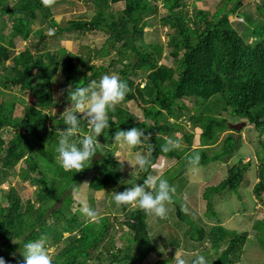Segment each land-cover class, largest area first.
<instances>
[{"label": "trees", "instance_id": "trees-1", "mask_svg": "<svg viewBox=\"0 0 264 264\" xmlns=\"http://www.w3.org/2000/svg\"><path fill=\"white\" fill-rule=\"evenodd\" d=\"M51 1L55 0H47V3L45 0H16L14 4L0 0V20L8 15L11 22V25L0 26L3 37L0 41V94L17 89L33 100L32 105H28L16 95L0 101V162L4 164V169H0V184L14 172L19 158L25 156L24 168L18 174L21 181L36 187L38 203L30 200L22 203L11 187L0 195V257L6 264H23L20 254L24 243L37 239H43L46 247L49 245L56 250L52 264H89L94 260L96 264H143L150 254L158 251L149 235L148 215L136 207H121L122 219L113 217L112 220L130 232L126 247L121 250L109 246L100 251L99 244L108 239L109 217L96 222L89 218L79 220L77 214L67 211L73 200L66 194L85 183L93 192H105L112 199L113 191L123 192L136 181L142 184L143 178L156 168L159 157L176 164L159 176L173 187V178L183 175L190 167L189 155L198 154L197 166L202 167L226 163L236 155L244 130H231L229 124L235 122L245 121L249 126L247 136L252 132L250 129L257 135L256 145L260 150L255 154L258 182L254 193L264 205V0L256 5L254 17L244 14L247 29L243 34L233 28L229 17L237 15L244 0H222L213 14L194 5L189 12L183 0H99L98 6L93 0L87 2L92 7L89 19L85 15L71 17L65 26H58L53 17L49 18ZM158 1L161 9L156 5ZM109 2L123 3L122 11L112 12ZM230 3L232 6L228 8ZM163 11L166 15L159 19L158 13ZM39 17L48 21L46 29L36 32L39 41L47 38L48 28H55L59 34L69 36L101 32L107 36L105 45L100 50L85 47V58L70 55L65 49L59 55L56 51L42 52V42L30 46L31 26ZM154 21L167 30L165 48L145 42L144 29H150ZM17 38L23 42L29 40V46L17 51ZM103 56L110 57L108 67L115 68L121 75L128 92L125 100L109 113L110 127L100 136L102 148L88 168L78 173L66 172L55 152L60 131L66 126L62 118L56 119L45 111L60 102L71 103L68 90L71 92L72 87L87 86L108 73L109 69L91 64L94 58L104 59ZM164 56L174 63L164 64ZM61 65L65 66L66 75L65 83L60 84L59 100L55 99L53 82ZM138 77L141 81L135 83ZM128 103H134L142 111L141 119L128 112ZM17 105L24 111L20 118L14 117ZM183 117L185 123L197 122L200 128L196 147L192 146L193 128L185 130L180 122ZM48 120L50 127L46 124ZM132 127L145 133L149 160L146 171L137 177L124 176L113 149H103L104 145L110 147L114 143L117 130ZM88 130L87 122L82 120L81 131L73 139L82 138ZM179 131L183 133L185 145L174 136ZM9 133L12 137L5 141L3 136ZM169 138L178 141L180 147L164 152L162 146ZM248 141L253 144L251 139ZM242 162L239 159L238 164L229 167L228 176L217 186L203 191L207 215L215 217L212 197L241 183L243 174L252 164L241 166ZM172 170L175 175L171 176ZM58 202L62 205L56 208L54 204ZM170 204L175 209L177 223L188 228L187 234L194 243L203 239L210 241L212 255L208 250L201 253L207 257L208 264L241 263H238L240 259L235 261L234 255L246 244L247 233L242 235L220 225L213 226L207 233L202 225L191 220L183 203L174 195ZM162 220L165 218L158 219L157 223L164 224ZM165 226L166 231L162 229L165 233L162 237L167 241L164 246H177L180 238L170 233V226ZM255 230L259 235L256 238L259 250L264 253V219ZM66 233L71 237L65 239ZM155 264H176V261L166 258Z\"/></svg>", "mask_w": 264, "mask_h": 264}, {"label": "rangeland", "instance_id": "rangeland-1", "mask_svg": "<svg viewBox=\"0 0 264 264\" xmlns=\"http://www.w3.org/2000/svg\"><path fill=\"white\" fill-rule=\"evenodd\" d=\"M13 1V4L16 0H7L8 4ZM93 0H56L51 1L49 4L50 7V17H53V20L58 24V26H65L66 22L71 17H78L79 15L87 16L91 15L92 7L87 2ZM96 5L98 6V1L95 0ZM110 1V0H108ZM187 10L190 12L194 5L197 9L209 12L213 14L216 9L220 6L222 0H183ZM112 12L120 13L123 9V3L113 4L109 2ZM260 3V0H244L241 9L237 12V15L230 16L229 21L231 22L233 28L238 33H245L247 29V18L244 14L254 17L256 5ZM12 4V5H13ZM156 5L159 9L162 8L161 2H156ZM232 4L228 5V8H231ZM159 19L166 15V13L160 12L158 13ZM8 15H3L0 20V26L4 23L6 26L11 25V22L8 21ZM42 17H39L36 23L31 26L30 34V46L32 44L41 43L39 41L36 32L39 29H46L48 26L46 25L48 21L42 20ZM158 19V16H157ZM142 26L146 25L145 20L141 22ZM140 24V25H141ZM145 33V42L146 43H153L159 47H164L167 42V30L157 25V22L154 21L153 24L150 25V29H144ZM47 38L40 44L43 46L42 52H57V54H61V50L65 49L70 55H77L83 58L87 57L86 48L89 47L91 50H100L104 47L107 36L101 32H88L85 36H77L78 34H74L73 36L59 34L55 28L47 29L45 32ZM3 37L0 34V41ZM28 41H21L19 38L16 39V47L17 51H22L29 46ZM88 48V49H89ZM102 58H94L91 62L92 65L96 67H103L109 69L108 73H115L120 78L121 75L115 72V68H109L108 65L110 64V57L103 56ZM164 60L162 61L166 65H172L174 61L172 59H168L164 56ZM66 60V59H65ZM108 67V68H107ZM120 67H117L119 69ZM65 66L61 65L58 69L57 74L54 77V96L55 99H61L60 94V84L65 83ZM141 81L139 77L135 80V83ZM18 96L26 102L28 105H32V99L27 93H19L17 89L7 91L3 95L0 94V101L8 100L12 96ZM71 107V103L68 102H60L56 107L45 111V113L54 116L56 119H60L64 112ZM128 108V112L134 115L135 117L141 119L143 117L142 111L134 104L128 103L126 104ZM191 107V106H190ZM23 107L21 105L16 106V111L14 113L15 118H20L23 116ZM180 122L185 126V130L190 131L191 127L193 140L192 146L196 147L198 145V139L200 135V128L195 122V124H187L185 123V118H181ZM246 125L242 127L240 130L244 132L241 133L242 141H239V147L237 150L236 155L228 162H217L211 163L207 166H197L195 169L191 167L187 168L186 172L183 175H178L177 177L173 178V188H174V197L179 199L184 205L185 211L187 215L193 220L194 222L202 225L207 233L213 226H222L227 230L236 231L239 234L247 233L248 238L246 244L243 245L241 250H238L237 253L234 255L235 261L239 260L238 263L240 264H261L264 260V253L259 250L258 243L256 242V238L258 239L259 235L255 230V227L262 222L264 219V205L260 204L256 194L254 193V186L258 182L256 177L258 163L255 157L256 150H260V148L256 145L257 135L255 131L250 129V135L247 136L249 133V126L247 123L243 121ZM51 121H47V126L50 127ZM238 123V122H235ZM235 123H231L229 125H233ZM176 138L179 139L180 143L185 145L183 141V133L181 131L174 134ZM12 134H6L3 136L5 141L11 139ZM44 139V138H43ZM247 139H251L252 143L247 142ZM262 140L264 141V136H262ZM98 142L101 143L100 137H98ZM255 142V143H254ZM113 149V154L116 151H121L123 154L122 149H117L115 146L110 147ZM137 150L141 151L142 153L146 154L148 151L145 148V143L138 146ZM24 158L22 156L19 158L18 163L15 167L14 172L10 173L5 180H3L0 184V195L4 192H7L8 188L11 187L16 191V194L21 199L22 203L25 201H32L35 204L36 202V187L30 185L28 182L21 181L19 177V172L24 168ZM117 163L120 164L119 171L123 173L124 176H132L137 177L139 175V171L132 173L133 169L130 167L127 161L123 162V167L121 165L120 159L115 157ZM243 161L242 165H247V163H251V167L243 174V179L241 183L234 189H227L225 191L220 192L214 198L212 197V204L213 210L215 211V217L213 215L206 214V206L205 201L202 198L203 191L207 187H215L217 186L222 180L225 179V176H228V169L233 165L238 164V160ZM244 159V160H243ZM249 160V161H248ZM176 167V164L173 160H166L163 157H159L156 168L151 171L150 175L160 176L165 171L171 169L172 167ZM0 169H4V164L0 162ZM179 172V171H178ZM132 173V174H131ZM174 171L170 172L172 176ZM175 175V174H174ZM90 177V176H89ZM66 196H70L73 200L72 205L68 208L71 214H77L79 220H87L88 217L83 215L80 211L82 207L87 205L88 207L94 209L98 214V219L102 217H109V226L110 229L108 230V239L101 242L98 248L100 251L106 250L109 246L117 247L118 249L123 250L126 247V239L128 238L129 231L124 226H118L113 217L121 218L122 219V208L117 207L113 200L106 196L105 192H93L90 190L85 183H80L77 187L71 189ZM264 201V197L262 199ZM62 205L61 202L55 203L54 206L56 208ZM168 208V213L165 220H162L163 223L159 225L157 223L158 219L152 216L148 217V231L151 237V240L158 251L150 254L143 264H155L158 261H161L166 258H171L173 261H176L175 258H183L188 264L193 257L201 255L202 252L208 250L209 255H212V250L210 248V241H202L198 243H194L193 239L190 238L188 233V228L184 224L177 223L176 216H175V209L174 207L168 203L166 205ZM80 213H76V212ZM96 220H90L92 222H96ZM88 221V220H87ZM49 223V222H48ZM170 226V233L176 234L179 239V244L177 246L174 245H166L167 243L165 239H163L164 234L162 233V229L166 231V226ZM172 229V230H171ZM163 235V237H162ZM65 239L71 237L67 233L63 236ZM203 238V237H202ZM200 238V240L202 239ZM193 240V241H192ZM252 241L254 244H252ZM106 247V248H105ZM49 254L51 258L53 254L56 252L54 247L47 245ZM110 251V250H109ZM24 250L21 252L20 256L23 258ZM99 252V251H97ZM113 253V251H110ZM0 254H1V247H0ZM98 256V255H95ZM104 256V255H103ZM99 261V260H98ZM97 260L91 261L89 264H96Z\"/></svg>", "mask_w": 264, "mask_h": 264}, {"label": "clouds", "instance_id": "clouds-1", "mask_svg": "<svg viewBox=\"0 0 264 264\" xmlns=\"http://www.w3.org/2000/svg\"><path fill=\"white\" fill-rule=\"evenodd\" d=\"M56 1V0H55ZM47 3V0H45ZM128 85L115 73L103 74L99 80L90 81L87 86H74L71 92L68 90V98L71 107L61 116L62 123L66 126L61 130L55 152L59 165L70 173H78L88 168L92 159L97 155L98 149L102 148L98 137L104 135V130L110 127L109 113L121 104L127 95ZM86 121L89 130L82 138L73 139L81 131V121ZM145 133L137 127L127 130H117L114 134L115 146L121 151H116L113 156L123 162L127 161L133 169L132 173H143L149 166L146 154L137 150L144 143ZM104 145L103 149L110 148ZM151 144L148 145L151 150ZM180 147L178 141L169 138L162 146V151L171 152ZM199 155L192 154L187 158L188 165L195 169L199 162ZM131 173V174H132ZM174 188L168 180L147 175L143 183L137 181L133 186L127 187L123 192H112V200L117 207H136L146 215L155 218H166L168 208L166 205L173 199ZM81 213L90 220L98 219L97 212L85 205L80 209ZM23 264H52V258L43 239L27 241L23 245ZM176 264H186L183 258H175ZM0 264H6L0 257ZM191 264H208L207 257L203 254L196 256Z\"/></svg>", "mask_w": 264, "mask_h": 264}, {"label": "water", "instance_id": "water-1", "mask_svg": "<svg viewBox=\"0 0 264 264\" xmlns=\"http://www.w3.org/2000/svg\"><path fill=\"white\" fill-rule=\"evenodd\" d=\"M243 126H245V123L243 121L241 123L229 125L230 129L236 132H239Z\"/></svg>", "mask_w": 264, "mask_h": 264}, {"label": "bare ground", "instance_id": "bare-ground-1", "mask_svg": "<svg viewBox=\"0 0 264 264\" xmlns=\"http://www.w3.org/2000/svg\"><path fill=\"white\" fill-rule=\"evenodd\" d=\"M246 125V124H245ZM244 127V126H243ZM242 129V128H241ZM236 132V131H235Z\"/></svg>", "mask_w": 264, "mask_h": 264}]
</instances>
